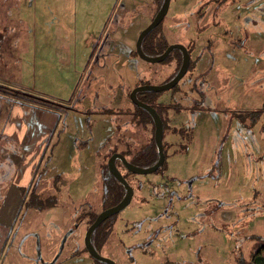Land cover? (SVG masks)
Listing matches in <instances>:
<instances>
[{
	"label": "rangeland",
	"instance_id": "1",
	"mask_svg": "<svg viewBox=\"0 0 264 264\" xmlns=\"http://www.w3.org/2000/svg\"><path fill=\"white\" fill-rule=\"evenodd\" d=\"M154 9L153 0H0V93L11 97L0 96L1 220L17 207L19 186L56 197L49 208L21 205L11 228L0 225V264H107L83 241L88 212L102 209L107 155L128 158L151 136L150 123L133 126L118 107L132 108L139 80L167 82L176 63L134 52ZM161 24L167 45H184L198 61L175 89L156 92V103L186 107L170 106L163 169H122L133 194L112 231L166 232L162 191L174 189L170 209L183 227L135 250L133 262L124 249L101 253L117 264H246L264 235V108L251 124L236 113L264 101V0H170Z\"/></svg>",
	"mask_w": 264,
	"mask_h": 264
},
{
	"label": "trees",
	"instance_id": "2",
	"mask_svg": "<svg viewBox=\"0 0 264 264\" xmlns=\"http://www.w3.org/2000/svg\"><path fill=\"white\" fill-rule=\"evenodd\" d=\"M155 1L156 2H153L155 5V9H154V12L152 14V17L156 14L157 10L159 9V7L162 3V0H155ZM161 21L154 28H152L148 33H146V35L141 40V48H142L143 52L148 56H155V55L160 54L167 46L166 38H165V35H164V33L162 31V27H161L162 26ZM206 46H208V44H206ZM187 50H188L189 55H190V61H189V65L187 68V70H188L189 68L193 69L195 67V65L198 61L197 60L198 55H195L192 58L191 54H190V52H191L190 49L187 48ZM134 52L136 54V51H134ZM172 59H174L176 63H175V66L173 68L174 70L168 76L167 81L172 79V77L175 75V73L177 72V70L180 66L181 52L178 48L172 49L168 53V55L165 57V59L162 60V62L171 61ZM139 83H144V81L139 80ZM177 84H178V82L174 86H172L171 89H175ZM3 87H4L3 85H0V90H3ZM190 88H192V87H190ZM156 92L157 91H153V90H141V91L136 92V97L140 101L148 103L151 106H154L156 108L157 112L161 116L162 123H163V132H164V130L166 128H170V119H171L170 115H169L170 106H174L178 110L180 109L179 108L180 106L179 105H172L171 102H168L165 104L156 103L154 101V97L156 95ZM184 92H185V90H184ZM0 96H1V98H6V97L9 99L11 98L10 96L3 95L2 93H0ZM263 102L261 103V105L258 108H255L252 110H247L245 112L239 111L238 113H236V115L241 119L250 118V124L254 123V122H256V120L261 115V112L264 108L262 105ZM32 106H34V105H32ZM35 107L38 108V107H40V105H36ZM43 109L52 112L51 109L48 107L44 108V106H43ZM110 109H112V108H110V107L104 108L103 113H105V111H109ZM112 111H113V109H112ZM118 111L120 113H123V112L124 113H130L129 118H130L133 126L135 123H137L140 126H144L146 123H151V121H152L150 113L146 109H144L141 106H138L134 103L132 104L131 109H128V107H122V108L118 107ZM53 112H55V110H53ZM162 116H165L166 118L163 119ZM126 154L128 156V160L131 163H133L139 167H149L156 162V160L158 158V152H157V148H156L154 137H153V126H152V124H151L150 139L147 142L140 145V147L137 150H135L133 152H127L126 151ZM165 159H166V154L164 155V160H163L161 167H159L155 171L163 169ZM126 172H130V171L126 169ZM102 180H103V183H102V185H103L102 209H104L105 207L114 205L117 202H119L124 196L125 188L111 174L108 167H105V169H104ZM28 187H29V184L25 185V186H19L18 187L20 198L18 201L17 210L21 207V205H25L28 207L31 206V207L40 208V209L41 208H49V207H52L55 205V203H56L55 195H48V196L41 197L34 190H32L31 192H28ZM164 192L165 191H162V194ZM97 213L98 212L89 211V213H88L89 217H88L87 223L90 224L95 219ZM116 215H117V212L112 213L111 215L106 217L104 220H102L93 229V231L91 233V239L90 240H93L94 245H96V246L102 245V243L104 242L106 236L108 235L110 229L112 228V226L115 222ZM16 216H17L16 213H14L13 218L15 219ZM12 226L13 225H11V227ZM260 236L262 238H260V240L257 239L258 241H255V244L252 245L251 250H250V258L251 259L246 264H264V235L263 236L260 235ZM100 262H103V261H100Z\"/></svg>",
	"mask_w": 264,
	"mask_h": 264
},
{
	"label": "water",
	"instance_id": "3",
	"mask_svg": "<svg viewBox=\"0 0 264 264\" xmlns=\"http://www.w3.org/2000/svg\"><path fill=\"white\" fill-rule=\"evenodd\" d=\"M168 5H169V0H163L162 1L159 9L157 10V12L153 16V18L150 20V22L140 30V32H139V34L135 40L134 47H135V51H136L138 57H140L142 60L148 61V62H160L168 55L170 50H172L174 48H178L182 53L181 64H180L177 72L173 76V78L170 79L169 81L161 83V84H150V83L138 84V85L134 86L133 88H131V90L129 92V97L132 100V102L134 104L141 106L142 108L146 109L152 117V121H153V125H154L153 137H154L155 145H156L157 152H158V158H157L156 162L149 167H139V166L131 163L130 161H128L125 158V156L119 152H113L108 157V160H107L108 169L111 172V174L118 180V182L120 184H122V186L125 188V194L119 202H117L116 204H114L112 206L106 207L97 213L95 219L86 228L84 238H83L84 245H85L87 251L92 256H94L95 258L102 260V261H105L109 264H116V263L114 262V260H112L108 257L101 256L100 254H98L96 252V250L92 246V243L90 240V235H91L93 229L102 220H104L106 217H108L112 213L117 212L118 210L123 208L125 205H127L129 203V201L131 200V197L133 194L132 186L122 176L120 170L116 167V165L114 163V158L115 157L119 158L121 160L122 164L125 166V168H127V170H129L130 172L136 173V174H146V173L153 172V171L157 170L159 167H161L163 160H164V152H163V144H162L163 133H162L161 118L153 106H151L145 102L140 101L136 97L135 94H136V92L141 91V90L161 91V90L171 88L181 79V77L187 71L189 61H190V55H189L186 47L180 43L168 44L166 46V48L163 50V52H161L160 54L155 55V56L146 55L141 48L142 38L146 35V33H148L152 28H154L162 20V18L164 17V15L166 14V12L168 10Z\"/></svg>",
	"mask_w": 264,
	"mask_h": 264
},
{
	"label": "flooded vegetation",
	"instance_id": "4",
	"mask_svg": "<svg viewBox=\"0 0 264 264\" xmlns=\"http://www.w3.org/2000/svg\"><path fill=\"white\" fill-rule=\"evenodd\" d=\"M163 1V0H162ZM170 1V0H169ZM153 2H156L155 0H153ZM168 7H169V5H168ZM153 18V17H152ZM151 18V19H152ZM163 19V18H162ZM164 31V30H163ZM164 33V32H163ZM165 35V34H164ZM134 49H135V47H134ZM187 49V48H186ZM171 51V50H170ZM188 51V50H187ZM163 52V51H162ZM189 53V52H188ZM165 59V58H164ZM181 59H182V53H181ZM172 60H174V59H172ZM171 60V61H172ZM175 61V60H174ZM170 61H167V63H169ZM181 64V63H180ZM185 74V73H184ZM173 78V77H172ZM142 84V83H141ZM130 92V91H129ZM136 95V94H135ZM130 97H128V99H129ZM130 105L132 106V104H133V102H132V100L130 99ZM262 103V102H261ZM148 104V103H147ZM172 104V103H171ZM150 105V104H149ZM174 105H179L180 107V109H179V111L181 110L182 111V109H184L185 107H186V105H185V103L183 102V101H180V102H178V103H174ZM64 108H62V109H67L66 108V106H63ZM154 107V106H153ZM155 108V107H154ZM103 110H104V108H103ZM155 110H156V108H155ZM91 111H93V110H91ZM96 112H98L99 110H95ZM157 111V110H156ZM56 115H57V117H59V113L58 112H54ZM158 113V112H157ZM159 114V113H158ZM160 116V115H159ZM152 118V117H151ZM160 118H161V116H160ZM162 118L163 119H165L166 117L165 116H162ZM180 119V118H179ZM175 120H176V118H175ZM174 120V121H175ZM173 121V120H172ZM161 122H162V119H161ZM150 124H152V126H153V131H154V125H153V121H151V123ZM170 127H172L173 128V126H171V119H170ZM170 128H166L165 130H169ZM164 130V131H165ZM89 132H91V130L89 129ZM162 133H164L163 132V123H162ZM51 134H53L52 132H51ZM162 137H163V135H162ZM94 148H96V147H94ZM127 152H128V150H126ZM113 152H119V153H121V154H123V152L122 151H120V150H115V151H113ZM113 152H110L108 155H107V157H109ZM124 155V154H123ZM125 156V155H124ZM125 158H126V156H125ZM127 160H128V158H126ZM129 161V160H128ZM114 163H115V165H116V167L120 170V172H121V174H122V176L124 177V178H126V174L122 171V169H124L125 168V166L122 164V162H121V160L119 159V158H117V157H115L114 158ZM105 167H108V165L107 164H105V166H104V169H105ZM125 169H127V168H125ZM104 173V172H103ZM103 173H102V175H103ZM193 180V179H192ZM192 180L191 181H188V180H186V186L187 187H189V185L192 183ZM122 185V184H121ZM173 191V192H172ZM172 191H165L164 193H163V195H166V201H165V204H164V206L162 207V209H161V211L158 213V215L160 216V219L161 218H165V220H167V223H166V225L164 226V229L166 230V232L164 231V230H162L161 231V226H156V227H153L152 229H150V228H147V227H142V228H138V229H136V230H132V229H122L121 230V236L118 238L117 236H115L114 237V230L112 231V228L110 229V231H109V233H108V235L106 236V238H105V240H104V242L102 243V245L101 246H96V245H94V243H93V240H91V243H92V246H93V248L96 250V252L98 253V254H100L101 256H104V257H108V258H110V259H112L109 255H104V254H102L101 253V251H102V249H107L110 253H112L113 255L117 252V251H119L120 249H124V251H125V254H126V256H125V259L127 260V261H130V262H133V261H135V255L133 254V252L135 251V250H138V249H141L142 251H147L148 250V246L152 243V242H157L159 239H160V237H161V232H165V233H168V235L170 234V235H173V236H178L181 232H180V228L181 227H183V226H181L180 227V224H178L179 222V217H180V214H178L177 213V210H171L170 208H171V203H172V197H170V193H175L176 191H175V189L174 190H172ZM101 194H102V192H101ZM125 194V193H124ZM185 197V196H184ZM176 198L177 199H181L182 198V196H180V195H178V194H176ZM112 206V205H111ZM17 207H18V204H17ZM17 207L15 208L16 210H17ZM109 207V206H108ZM106 208V207H105ZM102 210V209H101ZM100 210V211H101ZM16 212V211H15ZM95 212V211H94ZM89 213V212H88ZM196 215H199V216H201L202 215V212L200 211V212H198V211H195L194 212V215H193V217H194V220H192L193 222H197L196 221ZM202 217H203V215H202ZM14 218L12 217L11 218V221H10V223L8 222V224H6V226L5 227H10L11 228V225H13V223H14ZM88 225H89V223H87L86 222V227L85 228H87L88 227ZM163 228V227H162ZM127 233H129L130 235H132V236H134L135 238H138V237H141L142 239H140V240H137V241H135V243L134 242H131V243H127V242H125L124 241V239L122 238V235L123 234H127ZM84 234H85V232H84ZM168 235H162V237H169ZM90 239H91V235H90ZM108 240H111V241H109L108 242ZM113 243V245H111L112 243ZM110 244V245H109ZM117 245V248L114 246V245ZM85 246V245H84ZM85 249H86V247H85ZM86 251H87V249H86ZM88 252V251H87ZM89 253V252H88ZM90 254V253H89ZM91 255V254H90ZM92 256V255H91ZM93 258H95L94 256H92ZM114 257H116V256H114ZM96 260H99V259H97V258H95ZM116 259H117V257H116ZM116 259H115V263H116ZM99 261H102V260H99ZM103 262H105V261H103ZM105 263H107V262H105ZM109 264V263H108ZM117 264V263H116Z\"/></svg>",
	"mask_w": 264,
	"mask_h": 264
},
{
	"label": "crops",
	"instance_id": "5",
	"mask_svg": "<svg viewBox=\"0 0 264 264\" xmlns=\"http://www.w3.org/2000/svg\"><path fill=\"white\" fill-rule=\"evenodd\" d=\"M2 131H3V130H2ZM4 131L9 132V134H10V130H5V129H4ZM98 133H100V132H98ZM89 141H90V140H89ZM92 143H93V142H92ZM92 143H90L89 145H91V148H94ZM87 154L92 155V150H88ZM89 155H87L86 159L89 158ZM15 191H16V190H15ZM16 192H17V195L20 197L18 189H17ZM5 193H6V192H5ZM6 197H7L6 200H8V199L11 198V190H10V189L8 190V192H7V196H6ZM17 199H18V197H17ZM15 208H16V207H15ZM14 211H15V209H14L13 211L7 212V216H6V220H5V221H4V220H1V214H0V225H1V226H4V227H5L6 224H8V222L10 223L11 218L13 217V213H14Z\"/></svg>",
	"mask_w": 264,
	"mask_h": 264
}]
</instances>
